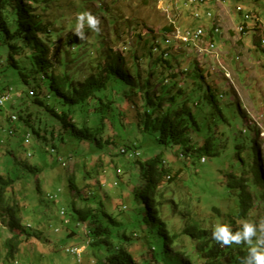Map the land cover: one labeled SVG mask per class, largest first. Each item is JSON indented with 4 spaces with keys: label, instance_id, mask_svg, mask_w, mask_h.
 <instances>
[{
    "label": "rangeland",
    "instance_id": "1",
    "mask_svg": "<svg viewBox=\"0 0 264 264\" xmlns=\"http://www.w3.org/2000/svg\"><path fill=\"white\" fill-rule=\"evenodd\" d=\"M155 1L61 0L51 11L57 17L58 25L61 23L62 26L60 40H56L53 49L56 44L57 47L63 49L69 37L75 35L73 30L77 14L86 11L100 21L99 31L86 27V39L82 40L77 37L80 39L81 47L84 44L87 45L85 50L77 52V49L69 48L74 55H85L74 64V67L81 71L80 79L94 72L93 67L88 68L86 61L93 58L94 62H100L103 61L104 56L110 58H115V55L120 56L125 64L124 68H127L129 72H126L125 81L111 82L106 90L97 94L103 101L113 102L111 106L104 109L103 113L98 112L99 116H113L111 118L114 122L115 137L112 146L107 147L103 143L99 146L90 142L79 143L68 131L61 130L60 122L51 112L31 103L33 101V97L29 96L31 88L13 81L4 83L12 87V93L16 95V92H19L22 97L16 99L13 96L11 102H6L3 107L0 106V174L5 177L4 172L6 171L11 177L18 178L14 185L15 198L24 204V222L30 224L32 227L30 231H36L37 234L34 233L35 236L29 237L20 245L16 258L18 262L15 261L12 264H101L99 260H103L109 250L107 251L103 245L90 244L92 238L90 240L84 238V227L77 230L78 237L85 241L79 245L83 249L80 258L66 252L67 248L78 245L73 240L78 237L72 236V240L65 238L64 220L70 217L73 201L78 206L81 203H91V200L81 201V198L85 197L87 185H100L108 210H112V214L117 215L120 222L124 221L123 223L128 224L131 221L127 225L128 232H141L137 219H143V215L134 212L135 202L131 200L130 193V189L139 186L137 185L139 182L138 166L135 165L136 158L134 157L117 156L120 148H136L140 154L138 160L141 163L158 155L161 160L168 163L167 166L172 168L171 175L178 171L174 184L168 188L171 197L181 198L180 200L185 202L189 194L199 196L201 197L199 199L200 208H204L205 205L202 204L204 200H207L208 204L220 209L221 215L229 213L235 207V196L222 199L225 195L223 193L225 175L239 168L238 156L246 159L247 154H250L249 147L253 148L259 160L258 167L262 169L264 175V52L254 48V33L251 31L243 36V41L246 48L251 51L250 53L241 49L242 46L238 45L237 40L232 39L233 36L230 33L227 35L232 48L236 51V58L233 50L230 49V44L223 40L226 30L227 32L230 31L229 29L234 31L244 23L252 25L254 20L245 19L248 14L258 17L263 23L260 24L263 29L264 0H218L207 2L204 6L180 1L177 4L178 10L174 9L169 17L175 22V26L182 30L187 27L210 29L213 20L219 16V9L222 8L227 12L226 17L222 15L218 23L222 29L214 36L215 47L221 53H216V50L206 53L203 49L198 50L173 39L169 43L172 51L166 57L171 62L172 57L178 61L172 63V71H186L184 76L181 74L178 78V85L186 92L189 106L197 117L199 128L193 130L192 134L199 141L207 135L221 136V139L215 138L216 141L222 140V146L218 144V147H221L219 156L206 157L203 163L197 158L187 159L186 156L180 155L179 147L157 145L153 134L142 133L137 127V122H126L124 125L120 123L121 118L119 119L118 116L120 111L117 107L126 102L129 103L128 105L136 106L141 99L134 95L139 94L136 88L138 76L133 69L134 59L131 58L133 54H130L128 50L130 47L137 46V34H140L143 40H150L151 37L160 39L163 34L162 28L170 22L166 13L160 12V9L156 7ZM203 12H209L212 18L206 19L202 15L199 19L194 18L195 13ZM63 18L64 21H61ZM113 19L116 20L115 30ZM236 35L241 36L237 32ZM160 44L164 47L162 40ZM53 53L51 58L58 68L59 64L54 58L61 56V52L57 54L56 50H53ZM66 59L70 61L71 58L67 55ZM195 63L198 68H202L197 70ZM148 65L147 61L140 62L139 72L142 80L149 75ZM158 71L159 68H157ZM150 83L154 85L155 78L151 79ZM206 85H211L216 90L214 104H207L201 98ZM200 86L202 89L199 88ZM2 87L3 85L0 84V92ZM193 103L197 106L193 107ZM25 105L29 106L27 110L32 114L30 127H25L20 120L14 123L7 120L9 115H17ZM44 105L58 115L70 111L75 120L88 117L85 107H69L53 98L45 99ZM140 109L141 107L134 109L131 107L132 112ZM9 129L13 131L12 135L8 134ZM26 132L30 134L28 145H24L23 142ZM38 133L45 135L46 140L39 138ZM241 140H244L246 151L238 150L236 147L237 142ZM51 149L55 152L51 153ZM28 154H30L29 157ZM58 158H62L65 166L58 162ZM16 160L35 165L37 173L23 172ZM110 160L112 163L108 165ZM83 163L85 165H82ZM115 166L121 170L119 177L116 176ZM84 167L87 168V175ZM262 185L264 191V183ZM146 186L150 188L149 184ZM138 190L143 198H147L145 189ZM49 196H55V198L48 199ZM189 202L192 208L196 206L195 199L191 198ZM120 207L124 212H119ZM62 209L66 212L64 217L59 214ZM131 211L134 212L133 215ZM179 213L181 212L176 211L172 214L166 208L162 211L163 218L171 223L175 232H179L182 226ZM253 219L259 236L264 231V196L262 202L256 203L249 213L248 222L253 223ZM218 223L220 221L216 220V224ZM39 231L41 234L38 233ZM149 236L147 234V237ZM8 237L7 227L0 219V264L5 253L3 242ZM254 239L256 240L257 237ZM182 245L189 246L190 244L185 242Z\"/></svg>",
    "mask_w": 264,
    "mask_h": 264
},
{
    "label": "trees",
    "instance_id": "2",
    "mask_svg": "<svg viewBox=\"0 0 264 264\" xmlns=\"http://www.w3.org/2000/svg\"><path fill=\"white\" fill-rule=\"evenodd\" d=\"M59 2L60 0H0V84L3 85L0 94L11 87L4 84L7 81L23 84L32 89L31 103L51 112L60 122L61 130L68 131L79 143L90 142L96 146L103 143L110 147L115 137L114 122L111 118L113 116L104 117L99 114L113 102L103 101L97 94L106 90L111 82L125 81L128 71L124 70L125 64L121 58L120 61L116 59L106 63L104 56L105 61L100 63L86 57L90 59L86 61V65L89 69L93 67L94 72L80 79L81 71L75 68L74 64L85 55H74L69 48L77 49L78 52L85 50L87 45L81 47L80 39L74 35L69 37L63 49L57 47V44L53 49L56 40H60L62 34L61 23L58 25L57 17L51 13ZM56 26L59 28L55 29ZM162 32L161 38H164V35L172 32V28L164 27ZM156 41V37L143 40L141 35L137 34V46L128 50L133 54L131 56L135 61L133 69L138 76L136 82L138 84H135L139 94L134 95L141 99L136 106L128 105L126 102L117 107L120 111L118 114L119 119L121 118L120 123L124 125L126 122H137V127L142 133L153 134L157 145L179 147L182 156L197 158L200 161L202 158L219 156L221 147L219 148L218 144L222 146V140L216 141L215 138L221 139V136L207 135L199 141L192 134L193 130L199 128L197 117L189 106L186 92L178 85L177 75L171 73L172 62L164 59L166 52L164 48L169 47L165 44L164 47L157 45ZM255 46L258 44L255 43ZM53 50H56L57 54L61 52V56L54 58L59 64L58 68L51 58L56 54ZM67 55L71 58L70 61L66 59ZM143 61L149 62V75L144 80L141 79L139 72L140 62ZM153 78L154 85L150 83ZM167 80L169 82H166ZM199 88L202 89V86ZM203 89L201 98L207 104H214L216 90L211 85H206ZM49 98L69 107H85L88 117L75 120L70 111L58 115L44 105V100ZM23 107L24 109L17 113V121L20 120L25 127H30L32 114L27 110L28 105ZM131 107L141 109L132 112ZM9 119L10 116L7 120ZM37 136L46 140L45 135L38 133ZM51 137L53 138V134ZM244 146V140L237 142L238 150L246 151ZM123 148L132 152L137 151L136 148ZM248 152L250 154H247L246 159L238 156L239 168L225 175L223 185L225 195L222 199L235 196L234 209L225 215H221L220 209L208 204L207 200L202 204L205 205L204 208H200L199 196L189 194L185 202L181 201V198L171 197L168 188L174 184L178 171L171 175L172 168L156 155L143 163L138 158L135 161L139 172L137 184L139 186L130 189V193L131 200L135 202L134 212L143 215V219H137L141 232H128L127 225L131 221L128 224L120 222L118 216L113 215L112 210H108L105 206V197L100 190L102 187L87 185L85 197L81 198V201L91 200V203H81L78 206L73 201L70 217L64 220L65 238L72 240V236L78 237L77 230L84 227V238L88 240L92 238L90 244L103 245L107 251L109 250L104 259L99 260L101 264H240V258L247 256L249 248L254 246L256 241L254 237L252 245L244 242L239 245H221L211 238V232L216 220L220 221L219 224H228L233 232L239 230L242 222L248 220L255 204L262 202L264 175L262 169L258 167L259 160L253 148L249 147ZM16 162L23 172L37 173L35 165L17 160ZM111 163L110 160L108 165ZM84 169L87 175V168ZM114 170L119 177L121 170L116 166ZM4 174L5 177L0 174V219L7 227L9 237L3 242L5 253L1 264H12L18 262L16 258L20 245L29 237L35 236L36 231L31 232L30 224L24 222V204L15 198L14 185L18 178L11 177L6 171ZM147 184L150 188L146 186ZM141 188L146 190L147 198H143L139 193L138 189ZM191 198L195 199L197 209L196 206L191 207L189 202ZM163 208L172 214L176 211L181 212L179 216L182 226L179 232H175L171 223L163 218ZM118 210L124 212L122 207ZM253 224L255 225L254 219ZM38 233L41 234L40 231ZM147 234L150 236L147 237ZM73 240L78 244L77 247L85 242L79 237ZM185 242L190 245H182ZM136 250L138 251L135 252ZM66 252L69 253L67 250Z\"/></svg>",
    "mask_w": 264,
    "mask_h": 264
},
{
    "label": "clouds",
    "instance_id": "3",
    "mask_svg": "<svg viewBox=\"0 0 264 264\" xmlns=\"http://www.w3.org/2000/svg\"><path fill=\"white\" fill-rule=\"evenodd\" d=\"M180 1H185V3H188V4L191 3V4H197V5L204 6L207 2H213V1L217 2L218 0H197L195 2H191L189 0H164V1L163 0H156L155 3H156V7L158 9H160V12L166 13L167 18L169 19L171 12H173L174 9L178 10L177 4ZM254 1H259V0H254ZM201 15L205 16L206 19L212 18L211 14L209 12H203L201 14L195 13L193 16L195 19H199L201 17ZM64 18H65V16H64ZM64 18L61 21H64ZM245 19L254 20V22L252 23V25H249L247 23L239 25L236 28V30H234V31L229 29L230 31L227 32V30H226V35L224 36L223 40L226 43H228V41L225 38L227 37V35H229V33L233 34V38L234 37H237V38L240 37L241 39H243V36L247 35L249 33V31H251L254 33V41H253L254 48L264 52V28L262 29V27L260 25L263 23L261 22V20L258 17L254 16V15L252 16V14L246 15ZM113 20H114L113 28L115 30L116 20L115 19H113ZM169 20H170V22H169V24H167L165 26V28L166 27L172 28V32L164 35V38H160V39L157 38V41H156L157 45H161L160 40H162V43L165 44L167 47H169V49L164 48V50L166 51L165 55H164V59L172 51V46L169 43H170V40H173V39L179 41V43H181V44L191 46L195 49L196 48L198 50L203 49L206 51V53H210L213 51L215 52V50H216V53L220 52L215 47L214 36H215V34H218L222 28L220 27V25H218L219 22H216L215 19L213 20L212 27L210 29H207L205 27H197V28H188L187 27L184 30H182L180 27L177 28L175 26V22L171 21V19H169ZM99 23H100V21L91 13L86 12V11L81 12V13L77 14V16H76L75 28L73 30L74 34L82 40L86 39L85 28L87 27L88 29H91L93 31H99V28H98ZM199 30L202 32V34L200 36V39L197 41H190L189 40L187 42H183L177 38V36H179V35L180 36L185 35L186 32H189L192 36ZM236 32L240 33L241 36H237ZM255 43H257L258 46H255ZM230 49L233 50L234 57L236 58L237 54H236L235 49L234 48H230ZM247 52L250 53L251 51L249 50ZM115 56H116L115 58H110L108 56L107 57L105 56L106 61H105V59H104V61L106 63H108L109 61L116 60V59L120 61V56H118V55H115ZM122 61H123V59H122ZM231 61L233 62L232 59H231ZM173 62H178V61L174 58V60H172V63ZM195 65H196V63H195ZM196 67H197V69L202 68V67L198 68L197 65H196ZM126 69L127 68H124V70H126ZM172 69H173V66H172ZM172 69H171L172 74H176V75L178 74L177 79L180 78L181 74H183V76H184L186 73L185 70L183 72H180L179 70L174 72V71H172ZM209 72H208V74H209ZM226 80L229 81V79H226ZM178 81H179V79H178ZM166 82H169V81L167 80ZM179 87H181V86L179 85ZM31 91L32 90H29V96L32 95ZM13 96H15L16 99H20L22 97L21 93H19V92H16V95L14 93H12V87H9L8 91H5L4 93L0 94V100H2V102L0 103V106L3 107L6 104V102H11L13 100ZM194 105H195V103H194ZM194 105H193V107H196ZM9 116H10L9 120L11 123H14L18 120L17 119L18 117L15 114H11ZM8 134L11 135L12 130L9 129ZM23 142H24V145H28L30 143V134L28 132L26 135H24ZM50 152L54 153L55 151L53 149H51ZM118 153L120 154V156H124L126 158L134 157L136 159L140 155L139 153H137V151L132 152L130 150L129 151L126 150L125 148H120ZM29 156H30V154H28V157ZM186 158L188 159V157H186ZM57 160H58V162H60L62 165L65 166V163L62 160V158H58ZM200 162L201 163L205 162V159L202 158ZM263 193H264V191H263ZM53 198H55V196L54 197H51V196L48 197V199H53ZM123 208L125 209L126 207L124 206ZM59 214H60V216L64 217L66 212L62 209ZM253 237H257L255 244H254V246L249 248L247 256L240 258V264H264V231H262L261 234L258 236L257 227L253 223L248 222V220L243 221L240 229L235 231V232H233L231 230V228L228 224H219L218 223L213 227V230L211 232V238L221 245H232V244L239 245L242 242L247 243L249 245H252L253 244V240H252ZM66 250L69 251L70 254H73L74 256H76L78 259L80 258L81 253L83 251L82 247H77V246L69 247Z\"/></svg>",
    "mask_w": 264,
    "mask_h": 264
},
{
    "label": "crops",
    "instance_id": "4",
    "mask_svg": "<svg viewBox=\"0 0 264 264\" xmlns=\"http://www.w3.org/2000/svg\"><path fill=\"white\" fill-rule=\"evenodd\" d=\"M226 14H227V12L226 11H224L222 8H220L219 9V16L217 17V18H215V20H216V22H220V19L222 18V15H225L224 17H226ZM232 36H233V34H231ZM227 41H228V43L230 44V48H232V46H231V42L228 40V38L226 37L225 38ZM233 40H237L238 41V45H240V46H242V48L245 50V51H249L247 48H246V44L244 43V41H243V39H241L240 37H234V38H232ZM241 48V49H242Z\"/></svg>",
    "mask_w": 264,
    "mask_h": 264
},
{
    "label": "built area",
    "instance_id": "5",
    "mask_svg": "<svg viewBox=\"0 0 264 264\" xmlns=\"http://www.w3.org/2000/svg\"><path fill=\"white\" fill-rule=\"evenodd\" d=\"M189 1H197V0H189ZM201 34H202V32L199 30V35H187V32H186V34L185 35H183V36H177V38L178 39H180L181 41H183V42H187V41H197V40H199L200 39V36H201ZM2 102V100H0V103Z\"/></svg>",
    "mask_w": 264,
    "mask_h": 264
},
{
    "label": "bare ground",
    "instance_id": "6",
    "mask_svg": "<svg viewBox=\"0 0 264 264\" xmlns=\"http://www.w3.org/2000/svg\"><path fill=\"white\" fill-rule=\"evenodd\" d=\"M192 2H195V1H192ZM187 35H191V34L189 32H187ZM194 35H199V31H197Z\"/></svg>",
    "mask_w": 264,
    "mask_h": 264
}]
</instances>
